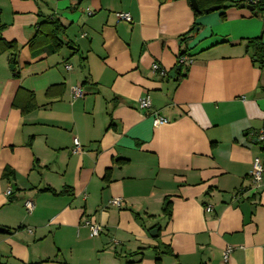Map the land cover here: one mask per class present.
I'll return each mask as SVG.
<instances>
[{
  "label": "crops",
  "instance_id": "0c3cea01",
  "mask_svg": "<svg viewBox=\"0 0 264 264\" xmlns=\"http://www.w3.org/2000/svg\"><path fill=\"white\" fill-rule=\"evenodd\" d=\"M221 13L197 20L177 80L185 0H0V264H264V66L245 47L264 14ZM46 20L62 45L32 51Z\"/></svg>",
  "mask_w": 264,
  "mask_h": 264
},
{
  "label": "trees",
  "instance_id": "16d2710c",
  "mask_svg": "<svg viewBox=\"0 0 264 264\" xmlns=\"http://www.w3.org/2000/svg\"><path fill=\"white\" fill-rule=\"evenodd\" d=\"M190 9L192 10L193 13V23L191 28L184 34L182 35L181 43H183L184 49L183 51L180 52L178 55V60L179 58L183 56H189L192 58L190 55H188V50L186 49V43L190 40L191 35L195 32V30L200 26L197 20L202 17L203 15H206L208 13H211L209 9L213 6H218L219 10L222 11L221 13V18H224V11L227 10L228 8L231 7H239L240 3H235L233 5L224 3L222 0H195V3L198 7V11H194L189 3V0H185ZM252 7V12L258 13V14H264V0H259V1H254L248 3ZM217 11V12H218ZM65 30L64 27H62L57 21H51V20H46L45 22L41 23L37 31L34 35V37L29 41L28 43V48L32 51L34 49L36 50H46L50 52H56L62 45V42L60 41V36L64 35ZM8 49H13L15 46L13 43L7 44L6 45ZM245 47L248 50L252 51L253 57L255 58V62L260 66H264V43L262 42L260 37L257 38H252L248 39L245 42ZM177 65L180 66L179 70V75L177 77V80H181L182 78L185 77L186 71H187V66L180 64L177 61ZM182 71H184L182 73ZM29 102L27 103V106L24 109V112H27L31 110L33 106L32 102V97H28ZM258 144L260 145V148L262 152H264V141H259ZM107 179V176L105 177ZM46 191H49L53 194H56L54 191L45 189ZM61 193H65L66 191H62ZM162 211L167 214L168 217H170V204L168 201H165Z\"/></svg>",
  "mask_w": 264,
  "mask_h": 264
},
{
  "label": "built area",
  "instance_id": "2783aa9c",
  "mask_svg": "<svg viewBox=\"0 0 264 264\" xmlns=\"http://www.w3.org/2000/svg\"><path fill=\"white\" fill-rule=\"evenodd\" d=\"M116 18L119 21H124L126 23H130L131 22V18L127 13H116ZM178 62L180 64L183 65H190L192 63V58H190L189 56H183L181 58H179ZM66 69H69V67H66ZM152 71L153 73L157 74L159 77L161 78H165L167 76L166 71L160 67L158 64H153L152 65ZM83 96L82 91L79 88H75L73 89V98H81ZM138 105L140 109H149L150 108V100L148 97L141 99L138 101ZM168 123V119H166L163 116H159L157 114H153L152 117V124L154 127L157 126H162ZM258 140L259 141H264V136L263 135H259L258 136ZM72 152L75 153H79L81 152V146L79 144V142L74 139L73 140V148H72ZM262 176H263V170H262V166L260 163V160L258 158L253 160V164H252V173H251V179H252V183L253 184H258L262 181ZM11 192V188H8L6 191V194H9ZM109 205L113 206V207H117L119 208L121 206V200L118 198L112 199L109 201ZM25 208L27 211L31 210V204L28 202L25 203ZM205 210L208 212L210 211V207L207 206L205 208ZM85 225L88 227L89 229V235L90 237H97L101 232H102V228L99 225H96L94 223H91L90 221H86ZM230 253V250L227 249L224 251L222 258L225 261L228 257Z\"/></svg>",
  "mask_w": 264,
  "mask_h": 264
},
{
  "label": "water",
  "instance_id": "95a60500",
  "mask_svg": "<svg viewBox=\"0 0 264 264\" xmlns=\"http://www.w3.org/2000/svg\"><path fill=\"white\" fill-rule=\"evenodd\" d=\"M190 6L194 11H198V7L195 3V0H189ZM239 8H246L249 11H252V7L250 5H244V4H240ZM219 10L218 6H213L209 9L210 12H216ZM180 70V66H176L169 74H168V78H173ZM3 232V229L0 228V233ZM155 230L151 231L150 234L151 235H155Z\"/></svg>",
  "mask_w": 264,
  "mask_h": 264
},
{
  "label": "rangeland",
  "instance_id": "374dc122",
  "mask_svg": "<svg viewBox=\"0 0 264 264\" xmlns=\"http://www.w3.org/2000/svg\"><path fill=\"white\" fill-rule=\"evenodd\" d=\"M191 51H192V49L189 52H191Z\"/></svg>",
  "mask_w": 264,
  "mask_h": 264
}]
</instances>
